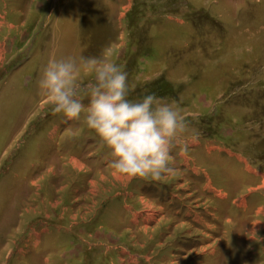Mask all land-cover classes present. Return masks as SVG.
Masks as SVG:
<instances>
[{"label": "rangeland", "instance_id": "rangeland-1", "mask_svg": "<svg viewBox=\"0 0 264 264\" xmlns=\"http://www.w3.org/2000/svg\"><path fill=\"white\" fill-rule=\"evenodd\" d=\"M102 50L181 110L174 174L48 110L45 63ZM0 264H264V0H0Z\"/></svg>", "mask_w": 264, "mask_h": 264}, {"label": "clouds", "instance_id": "clouds-1", "mask_svg": "<svg viewBox=\"0 0 264 264\" xmlns=\"http://www.w3.org/2000/svg\"><path fill=\"white\" fill-rule=\"evenodd\" d=\"M36 87L52 114L79 120L98 138L114 174L162 180L187 150V122L175 101L153 93L129 99L127 73L107 50L49 59Z\"/></svg>", "mask_w": 264, "mask_h": 264}, {"label": "bare ground", "instance_id": "bare-ground-1", "mask_svg": "<svg viewBox=\"0 0 264 264\" xmlns=\"http://www.w3.org/2000/svg\"><path fill=\"white\" fill-rule=\"evenodd\" d=\"M241 220V219H240Z\"/></svg>", "mask_w": 264, "mask_h": 264}]
</instances>
